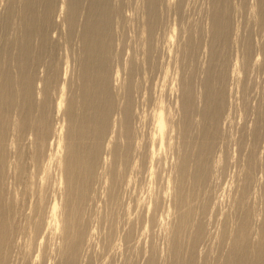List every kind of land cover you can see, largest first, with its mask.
Returning a JSON list of instances; mask_svg holds the SVG:
<instances>
[{
	"label": "bare ground",
	"instance_id": "1",
	"mask_svg": "<svg viewBox=\"0 0 264 264\" xmlns=\"http://www.w3.org/2000/svg\"><path fill=\"white\" fill-rule=\"evenodd\" d=\"M11 263L264 264V0H0Z\"/></svg>",
	"mask_w": 264,
	"mask_h": 264
},
{
	"label": "rangeland",
	"instance_id": "2",
	"mask_svg": "<svg viewBox=\"0 0 264 264\" xmlns=\"http://www.w3.org/2000/svg\"><path fill=\"white\" fill-rule=\"evenodd\" d=\"M114 259H115V258H114ZM114 259H113V260H114ZM11 264H13V263H11Z\"/></svg>",
	"mask_w": 264,
	"mask_h": 264
}]
</instances>
